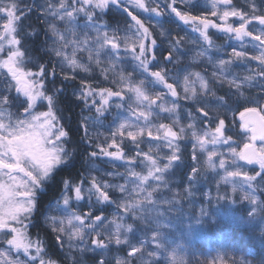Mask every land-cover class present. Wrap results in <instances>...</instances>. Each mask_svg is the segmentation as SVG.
<instances>
[{
	"label": "snow or ice",
	"instance_id": "obj_1",
	"mask_svg": "<svg viewBox=\"0 0 264 264\" xmlns=\"http://www.w3.org/2000/svg\"><path fill=\"white\" fill-rule=\"evenodd\" d=\"M112 10L124 14L122 25L104 20ZM33 13L46 38L42 54L28 43L40 29L27 31L23 23ZM172 17L197 39L165 28ZM210 29L239 41V49L214 59L211 53L220 46ZM188 44L198 50L181 68ZM202 61L212 65L210 75L192 68ZM238 61L248 65L244 74L232 71ZM94 70L109 86L87 78ZM69 85L82 104L76 134L91 149L88 175L72 178L69 171L61 177L57 214L45 217L69 264H85L87 253L95 264H158L161 257L167 264H188L185 245L169 239L167 214L196 195L208 172L218 177L216 203L229 206L213 220L227 222L230 206L237 205L240 222H258L264 237V0H0V264H58L29 227L38 190L76 158V149L68 147L72 129L60 123L58 108ZM185 142L191 143L190 163ZM98 160L113 169L120 162L124 171H105ZM182 167L189 171L181 192L172 177ZM202 195L211 203L210 192ZM207 216L201 206L196 223ZM113 250L124 255H110ZM205 264L252 261L218 251ZM256 264H264V257Z\"/></svg>",
	"mask_w": 264,
	"mask_h": 264
},
{
	"label": "trees",
	"instance_id": "obj_2",
	"mask_svg": "<svg viewBox=\"0 0 264 264\" xmlns=\"http://www.w3.org/2000/svg\"><path fill=\"white\" fill-rule=\"evenodd\" d=\"M24 2L28 3L30 0H24ZM39 2L43 3V0H39ZM123 17L124 14L122 12L112 10L104 16V20L115 27L117 22H120L122 25ZM23 23L27 31H31L32 27H38L40 29V35L32 38L28 43L33 48L34 54H42L40 45L41 42L46 39L43 35V25L37 23L35 13L31 14ZM164 26L172 30L173 34L178 33L180 35H187L188 32H192L189 26L185 27L186 25L175 17H172L171 22H166ZM209 33L215 40V44L223 47L222 44L225 42L214 37L216 35L212 34L211 31H209ZM166 45L167 42L165 41L163 46L166 47ZM188 46L189 44L186 45V51ZM57 80H59V78H57ZM57 86H59V83ZM49 87H51V85H49ZM72 89L73 85H69L68 90L61 94L58 108L60 110L59 114L62 116L60 123L64 124L66 129H72V143L68 145V147L76 149V158L73 161L71 169L58 170L54 179L46 182L43 188L38 190V208L34 214L32 224L29 227L32 238L36 239L39 237L44 240L48 256L58 261V264H69V261L65 259L64 249H60L55 243L54 234L45 224V217L51 214L53 205L56 203L57 197L61 194V177L68 176L69 171L71 172L72 178L76 177L77 172H83L85 176L88 175L86 171L88 165L85 163L86 149L91 150L88 149L87 144L81 141L79 135L76 134L82 104L75 101V98L72 96ZM225 91H227L226 86L218 90L221 94H224ZM85 114H87L86 110ZM80 134L82 135V132ZM185 161L189 163L186 157ZM97 163L102 164L99 160ZM188 171L189 169L187 167H182L175 170V175L173 177L183 182L186 180ZM111 209L113 208H108L106 214H108ZM237 214L238 212L235 210L233 217H229L227 222L217 220V222L203 223L200 227L198 238L189 247L186 255L188 264H205V261L216 256L218 251H228L237 258L245 257L247 260L252 261V264H256V261L264 257V237H261L259 231L252 225L241 223L240 220L236 218ZM92 256L93 254H87L89 261L95 264Z\"/></svg>",
	"mask_w": 264,
	"mask_h": 264
},
{
	"label": "rangeland",
	"instance_id": "obj_3",
	"mask_svg": "<svg viewBox=\"0 0 264 264\" xmlns=\"http://www.w3.org/2000/svg\"><path fill=\"white\" fill-rule=\"evenodd\" d=\"M237 2H240V0H237ZM145 18H147V14H144ZM154 19H160V18H154ZM187 27V25L185 26ZM257 27H259L257 25ZM209 31L212 32V34H215L216 38H218L220 41H223L225 43H223V47H219V50L214 49L211 53V55L213 56L214 59H219V58H228V53L231 52V49L233 47H236L237 49H239L240 47V42L236 41V40H231L228 39L224 34L217 32L215 29H210ZM187 37L191 40H196L198 37V33L195 32H188L187 33ZM213 39V37H212ZM214 43L215 40L213 39ZM216 45V44H215ZM198 50V44L197 45H193V44H189V46L187 47V52H188V56L182 58V63H181V68H183V66L185 64H189L190 63V57L191 55L194 54V52ZM251 66H255V62L251 63ZM247 67L248 65L242 63V62H237L236 64H234L232 66V71L234 73H239V74H244L247 71ZM192 68L194 70L197 71H204L205 69L207 70L206 74L210 75L211 71L213 70L212 65L208 64L206 61H202L198 64L192 65ZM126 70L131 71V65H126ZM79 76H85L84 73H79ZM87 78L92 81L94 84H100L102 86H109L107 81H104L102 76L99 73V70H94L92 72L91 75H88ZM79 79V77H78ZM77 85H78V80H77ZM227 87V86H226ZM222 89V88H220ZM156 90H162L159 88V86H157ZM219 90V89H218ZM218 94L223 95L221 93L218 92ZM181 103L185 106V107H191V105L186 102V101H181ZM37 110H46L45 108H38ZM12 111H15V108L12 109ZM115 109L113 110V112L115 113ZM122 115H127V113H121ZM166 115V114H165ZM112 117L109 116L108 120H111ZM228 120L231 121L232 120V115L231 113H229L228 115ZM167 122V121H165ZM101 131H105V129H101ZM239 131L238 126L235 128H232V133H235ZM148 143H144L141 145V147L147 151L148 149ZM191 149V143L190 142H185L184 144V150H185V157L186 159H188V162L190 163V156H189V152ZM126 151L131 152L132 151V146L130 144L126 143ZM118 167L116 169H113L112 166L110 164L107 163H97L99 165V167L105 171H113V170H118L120 172L124 171V167L123 166H119L120 162H116ZM242 166H244L245 168H247L249 171H251L252 168H256L258 170V165H246L244 164L242 161L239 162ZM139 170V168L137 169ZM97 175H100V173H96ZM207 175V180H201V182L199 183L197 189H196V195L191 198V200H184L182 201V204L178 206L179 211L178 212H173V213H168L167 214V222H169L172 225V228L169 230L170 235H169V239L174 240L176 243H180V244H184L185 245V249H184V256L186 259V255L188 253L189 247L192 245V243L198 238V234H199V230L200 227L203 225V223L205 222H217V220H221L224 221L221 218H217L215 221L213 220V216H216L217 214V210H220L221 212H227L229 209V206L227 205L226 202H220L219 204L216 203L215 201V196H216V188H215V180L218 179V177H215V174L212 172H208L206 173ZM108 178V177H105ZM110 179V178H108ZM174 183L172 184V187L174 189H177L179 191L182 192L183 188L186 186L187 181H179L178 179L172 177ZM117 182H123L122 180H119ZM224 189H228L230 190L229 186L226 185H222V190ZM206 192H210L213 199L211 201V203L209 202L208 199H206L204 197V195H202V193H206ZM172 193L170 192H164L163 195L165 197L170 196ZM55 205L56 203L53 205V209L50 215H56V211H55ZM201 206H204L207 208V211L209 212V216L204 217L203 218V222L197 224L196 223V219L199 217V211ZM232 211L229 213V217L232 218L234 215V211L236 210L238 212V214L236 215V218L239 219V217L241 216V212L239 210V206L237 205H232L230 206ZM113 209H111L108 213V215L110 216L114 211H115V206H112ZM234 209V210H233ZM245 219H247V217H245ZM129 222H132L131 219L129 218ZM189 225H191V227H189ZM248 225V224H247ZM253 227H255V229H257L260 232V225L258 222L254 221L251 224ZM65 253H66V249H64ZM87 254H91V253H87ZM87 254H85L84 256V262L85 264H93L92 262L89 261ZM124 255L123 250L120 251L119 253H116L115 250H113L112 253H110V255ZM21 259H23V256H21ZM109 264H112L111 260L109 261ZM158 264H167L166 260L164 257H161V259L159 260Z\"/></svg>",
	"mask_w": 264,
	"mask_h": 264
},
{
	"label": "water",
	"instance_id": "obj_4",
	"mask_svg": "<svg viewBox=\"0 0 264 264\" xmlns=\"http://www.w3.org/2000/svg\"><path fill=\"white\" fill-rule=\"evenodd\" d=\"M237 121H238V116H237ZM257 143H259V142H257ZM243 162V161H242Z\"/></svg>",
	"mask_w": 264,
	"mask_h": 264
}]
</instances>
